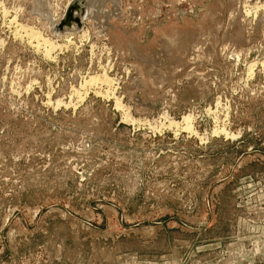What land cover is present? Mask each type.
<instances>
[{
    "label": "rangeland",
    "instance_id": "obj_1",
    "mask_svg": "<svg viewBox=\"0 0 264 264\" xmlns=\"http://www.w3.org/2000/svg\"><path fill=\"white\" fill-rule=\"evenodd\" d=\"M117 1L0 0V264H264V0Z\"/></svg>",
    "mask_w": 264,
    "mask_h": 264
},
{
    "label": "bare ground",
    "instance_id": "obj_2",
    "mask_svg": "<svg viewBox=\"0 0 264 264\" xmlns=\"http://www.w3.org/2000/svg\"><path fill=\"white\" fill-rule=\"evenodd\" d=\"M77 1L80 0H75L73 2V4L77 3ZM85 3L81 1L82 5L85 6V9L83 6H78L79 7V15L76 17H72V12L68 11V10H74L75 7L72 5H70V7L66 6V8L68 7V9L65 11V19L64 21H62V18L60 20H56L54 18V16L50 14V9H46V3L44 0H29V9L31 13H33L34 15L40 16L41 19H43L44 21L48 22L49 28L52 31H55L57 33V35L59 33H62V28L61 25H65V27H67L70 30H75L76 29V25H80L83 23L84 20L88 19L90 20L89 22H92V24L95 25V27L97 25H99V27H102L103 25H109L108 20L111 18V16H118V10H119V5H118V1L117 0H84ZM111 4V10L108 11L107 9L105 10L104 6L107 5V3ZM69 5V3H68ZM50 8V7H49ZM6 11V9L4 10ZM82 11H84L82 13ZM69 12V13H68ZM83 14V17L81 16ZM7 15V14H6ZM55 15V14H54ZM3 16V15H2ZM62 17V16H61ZM59 18V17H57ZM81 18V19H80ZM82 21V23H81ZM111 21V20H110ZM15 23V22H14ZM17 25V24H15ZM47 25V24H46ZM110 26V25H109ZM48 27V26H47ZM64 27V29H65ZM106 27V26H105ZM22 28V27H21ZM20 28V29H21ZM105 29V28H104ZM24 30V29H23ZM67 30V29H65ZM21 31V30H19ZM51 31V32H52ZM24 32V31H23ZM103 32V31H102ZM18 33V32H17ZM84 33V32H83ZM55 34V33H54ZM28 36H30V39L34 38L35 41H41L42 44L46 47V50L49 51L52 49L53 45L44 40L37 32L32 31L31 29L27 31ZM56 35V34H55ZM20 36V35H19ZM25 36V35H24ZM70 37V36H69ZM28 38V37H27ZM84 38V37H83ZM40 42V43H41ZM38 43V42H37ZM27 44V43H26ZM40 45V44H39ZM80 45V44H79ZM38 46V45H37ZM55 49V47H53ZM66 48V47H65ZM36 49V48H35ZM44 49V48H43ZM43 56V55H42ZM109 78H107L106 76H95V77H90L86 82L85 85L86 86H94V85H98V84H102V83H109ZM76 92V91H75ZM79 93V92H78ZM109 93V92H108ZM81 94V93H80ZM80 96V95H79ZM84 96V95H83ZM60 102V101H59ZM119 103V102H118ZM117 103V104H118ZM77 104V103H76ZM73 105V104H72ZM57 108V107H56ZM184 124L187 127V129H190V125H189V121H190V117H184L183 118ZM176 128V127H175ZM185 131V130H184Z\"/></svg>",
    "mask_w": 264,
    "mask_h": 264
}]
</instances>
